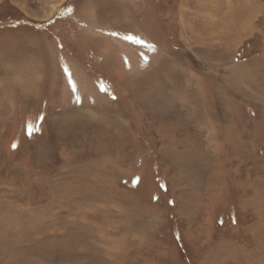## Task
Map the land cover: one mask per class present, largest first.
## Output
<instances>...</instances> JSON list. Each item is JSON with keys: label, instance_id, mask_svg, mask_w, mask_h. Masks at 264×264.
<instances>
[{"label": "rangeland", "instance_id": "rangeland-1", "mask_svg": "<svg viewBox=\"0 0 264 264\" xmlns=\"http://www.w3.org/2000/svg\"><path fill=\"white\" fill-rule=\"evenodd\" d=\"M0 264H264V0H0Z\"/></svg>", "mask_w": 264, "mask_h": 264}, {"label": "crops", "instance_id": "crops-1", "mask_svg": "<svg viewBox=\"0 0 264 264\" xmlns=\"http://www.w3.org/2000/svg\"><path fill=\"white\" fill-rule=\"evenodd\" d=\"M170 27H172V26H170ZM218 28H220V27H218ZM172 34V33H171Z\"/></svg>", "mask_w": 264, "mask_h": 264}]
</instances>
